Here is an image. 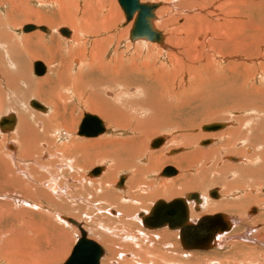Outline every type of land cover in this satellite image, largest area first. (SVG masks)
<instances>
[{
    "label": "bare ground",
    "instance_id": "bare-ground-1",
    "mask_svg": "<svg viewBox=\"0 0 264 264\" xmlns=\"http://www.w3.org/2000/svg\"><path fill=\"white\" fill-rule=\"evenodd\" d=\"M60 1L65 2V0H55V3ZM114 1L116 2V0H84L83 1L84 8L82 10L85 11L83 12L81 9L79 10L77 9L79 12L78 13L79 16L77 15V13L75 14L74 12H70V10H68L67 6L64 3L61 4L59 3L60 5L56 9V12L53 13V17L50 16L52 19H50L49 15L38 16V13L35 11L33 12L31 11L29 14H26L24 17L25 19L28 18L27 20H25L27 22H30L31 19L34 17L37 24L40 25L45 24L48 26H53V25L55 26L56 22H58V24L60 22L61 24H67L71 28V31L73 33H71V31L68 29L70 31V34L69 36H67V38L69 39L71 36V39L67 42L59 41L56 46H53V48H51L48 44L42 42L41 39L44 36L39 33L38 29L31 31V33L32 32L36 33V34L33 33L34 36L27 34L28 36H23L22 38L18 37L16 38L15 41V37H13L8 31V25H9L8 22H4L2 20L3 22L1 23V19H0V111H2L3 106L9 107L8 105H10V103H8V99L5 102H3L4 98L12 97L11 98L12 106L10 108L17 110L19 113V122L17 123V118H16V124L14 126V128L15 127L16 128L15 130L14 128L10 130L12 131V133L4 135L10 131L5 133H1L0 131V137H1L0 138V192L5 193L2 194L0 197L1 199L4 198V200H0L3 201L2 203L0 202V227L4 226L2 224L3 222L6 224L5 227L0 228V238L6 236L5 239H2L3 244L1 248L6 244L10 247L9 251L7 252L4 258H2L3 253L0 250V259L5 264H48V263L51 264L54 261H57L58 257L65 256L63 254V256L58 255L56 257L52 253L50 255L47 254L48 252L41 253V250L39 252L38 249H37V253L36 254L34 253L33 255L34 247L31 245V243H28V241L33 239V237L36 238V236H39L38 239H41L43 237L42 235L45 234L44 232L46 230L43 229V227H41L40 225L39 226L35 225L36 223L35 224L28 223V221H25L27 222L26 225L28 224L26 226L28 228L26 229L22 224V222L24 223V220H22L21 222V219L25 215H26L25 217L27 218V216H29L27 215L29 214V211H27L28 209H26V211L16 210V209H18V206L21 204L26 205V207L32 205V204L30 205L28 204L29 200L28 201L26 200L28 203L25 204V202L21 201L20 198H18L20 196H24L25 198L34 201H37L38 198H43L51 205L54 206L57 205L60 208H62V205H64V199L65 200L67 199L66 194H62L58 198L52 197L53 196L52 193L56 194L58 191V187L54 181L55 178L52 180L50 177L49 178V180L51 179L50 182H48L47 179H45L47 182L45 181L43 185H47L46 188L47 190L39 189V185H38L39 182L36 181L35 179L39 178V181L41 180L43 181L44 178L46 177L45 173L43 174L42 171L39 172V169H42L45 172V170L46 171L48 170L47 169L48 167H54L57 161L55 160L53 161L52 155L55 154L57 155V153H60L58 154V158H60L59 155H64L61 153L65 152L66 144H63L62 148H60L57 147L56 142L60 141V139L65 136L63 130H69V128H68L67 120L60 115H63L65 113V111L68 109L66 107H69L70 106L69 103H72L74 100L77 101L75 102L78 103L80 107L81 106L84 107L83 109H86V111L91 113V114L90 113H84V114L92 115L99 120L100 118L97 117L96 115L100 117L103 116V119H105L106 123L114 129L112 132L114 133L123 132L128 134L126 138H119L107 134L93 141L92 140L82 141V142L76 141L73 144L74 150L67 153L68 155H71L72 153L80 152L79 155L76 154V157H80V160L78 161L79 166H81L80 162H82L84 166L92 162H95V164L98 162L101 163L106 162V164L108 163L107 164L108 170L106 174L102 176V179L95 181L94 183H92V181L91 182L88 181L87 186H90L92 184L93 185L92 187H94V185H97L96 188L94 187V191L95 190L99 191V189H102L100 190V193L98 192L101 195L100 197L98 196L99 197L98 201L100 202L105 201V204L108 206L107 209H109V206L111 207L115 206L119 208L122 211V213H124L126 216H128V214L136 210L137 207L136 205L141 206L142 209L146 208V201H151L154 198H162V197H164V199L165 198L167 199L173 195L178 194L180 188H182L181 191H183V189L186 190L189 188H199L203 191L204 190L203 186H200L199 184L194 186L195 183H192L188 179L191 176L188 177V174L185 173V171H183V169L189 168L190 163L197 162L198 159H204L208 161L217 158L218 155H220L223 150H225L226 152L229 151V153L231 152V154L232 153L238 155L244 154L242 153L241 149H239L238 151L234 149L233 151V149L229 147L231 140L236 141L237 139L240 138L239 135H241L242 132L241 129H243L244 124L247 122V121L245 122L241 118L238 119V128L237 129L235 128V130H233L230 133L228 132L229 134L228 136H230V138L227 140L226 144L225 143L219 144L217 146H213L203 150L197 149L189 153L184 152L185 150L182 148L174 149L176 150V153L170 154L169 151L167 155L175 156L180 153L182 154L172 158L171 157L165 158L164 153L161 150L157 152L148 151L147 140L154 133L155 135H159L157 132L160 127L164 128L165 125L169 126L172 129V132H169L170 136H172L171 133H174L177 130L173 129L170 126V124L166 122V119L163 118V116L161 118L153 117L152 119H149L148 116L149 114L145 115L144 113H148L149 110L152 111L151 110L152 107L141 102L144 101L143 99L141 100L139 98L141 101H139L138 98L136 100H133L134 97L129 95V92L130 90L131 91L137 90V92L139 91L137 96L142 95L143 97V95L145 96V94H147L146 93L147 88L150 91L154 90L156 94H154L153 92L154 96H152V98L155 97V95H157L159 99L167 100L166 106L163 107V110L161 111L158 109L159 111H161L160 114L163 115V114H167V112L169 111L170 112L173 111L175 107L179 105L180 101L183 100L184 97L186 96L184 89L187 86V83L189 84L191 80L188 79L189 81H186L184 79L193 77V82L190 84L191 87L200 85L199 88H201L202 85L204 86L206 82H215V84L216 82H219L220 84H222V82H225V84L229 86L230 82L226 81L224 76L220 75L219 77H217V75H219L218 73L217 75H212L209 68L210 63H208L209 61L207 62V60L214 59L217 62H220L224 60V57L222 56L223 52H227V53L241 52L243 54H248L250 52H255L256 48H259L264 55V13L261 12L262 10H264V0H261V4L260 3L258 4L257 2L256 4L255 2H253L254 0H195L194 2H191L189 4L182 3L180 5L181 6L180 10L178 8L176 9V7L173 5L174 3L173 4L171 3L178 0H159L158 2L161 3H156L159 4V7L154 11L155 18L152 22V25L155 30L156 28L161 29V31L157 30L162 35V41L160 43H156V42L148 43L150 41L144 39H137L132 42H130L131 41L130 40L128 42V40L130 39L129 29L131 27V23L133 27V19L127 22L125 15H124L126 21L125 24L129 23L127 26H125L126 28L122 29L120 32H118L119 31L118 30L116 35L112 34L113 36L110 35L101 38V36L107 34V31L111 30L113 27L120 24L121 20H123V14L120 11L122 10L120 5L117 6L120 8L117 11V15L115 13L117 9H115L116 5L113 4ZM142 1L140 0L141 3ZM144 3H150V2H144ZM72 4L73 2L70 3V5ZM75 4L76 3L74 2V6ZM164 6H166V8H164ZM37 16L38 18H36ZM174 16H176V18L173 20ZM166 17L169 18L165 19ZM35 26H37L36 23ZM46 29L47 31L43 33L49 34L50 30L47 27ZM162 31L164 33H162ZM58 33L61 34L60 29L58 30ZM163 35L165 36V39ZM114 39L116 40V42L114 41ZM113 44H114V48H116L115 50H113L114 48L112 49ZM110 52H111V56H108ZM203 53L207 57V58L205 57V61H206L205 64L202 63L204 59L200 61L202 63V65L200 66L199 65L197 66V64L194 63L195 61L192 62V60H190L192 59L191 55L198 54V56H200L201 54L203 55ZM25 56H28L29 60L39 59L45 62L49 67L46 76L44 75L47 70L46 68L47 65L45 67L44 63H42L41 61H36V62H41L44 65L45 72L40 76H37L35 74L34 75L37 77H43V76L44 77L40 80L32 79L31 76H29L30 75L29 70H27L28 69L27 63L26 62L21 63V61H24L23 59ZM107 57H109V60H106ZM188 57L190 58L189 60L191 62H185V59L188 60ZM73 58H76V60H74V63L78 65L77 66L78 68L75 70L71 66V62H73ZM68 59H71L72 61L71 60L68 61ZM255 60H259V61L257 67L254 64L252 74L253 75L256 74L255 76H259L261 81L264 82V57H263V62L261 63L259 56L258 59ZM184 63L185 66H188L185 72L183 71ZM250 64L252 63L244 62L243 67L245 71H247L246 67H248V65ZM138 72L142 75L143 77L142 79L136 77ZM33 73H34V67H33ZM180 73H182L181 80H179L178 78L179 77L178 75H180ZM185 76L188 77L184 78ZM83 77H86L87 79L86 82L84 83L81 81ZM69 81L70 83L68 84ZM75 82L77 83V85L75 84ZM217 84L215 86H219ZM182 86L183 88L181 89ZM74 88H78V91L75 94H73L72 92L75 91L73 90ZM112 90H114L115 92L114 100L113 98L112 100L107 99L106 96L109 94L108 92ZM110 94L113 95V93ZM111 95L109 96L112 97ZM28 97H36L37 99L43 101L45 104H47V106H50L52 108V112L50 114L47 113L48 115H46L45 117L44 116L41 117L35 113L26 112L25 110H23V108L22 110H20L19 104L18 107L17 106L14 107L15 105H17L18 101L20 100L25 101V99ZM56 100L60 101L62 105L61 106L56 105L55 103ZM139 107L142 110L139 111L140 114H137L136 111H138L137 109H139ZM46 111L47 108L45 107L44 111H39V112L45 113ZM60 111H62V114H60ZM155 111L156 110H154V112ZM28 115L32 119L33 116L36 115V117H38L39 120L43 122L44 125L41 128V132L40 130H37L34 127L37 124H35L34 126L32 125V121L30 120ZM155 116H157V114ZM146 117H148L149 122L147 121ZM141 118L146 119V121L144 120L145 121L144 122L143 119ZM210 124L213 123H208L207 125ZM217 124H223L224 126L220 130H217L215 132H204L202 130V127L204 126L203 124V126L200 128V131L203 133H217L231 126V124L228 122L217 123ZM246 124H245V128H246ZM79 126L77 128V133H76L77 136H79L78 135ZM102 126L104 130L100 135H103L106 132L103 122H102ZM179 127L180 126H177V128ZM251 127H253L254 129L253 132L259 130L260 131V133L258 131V134L260 135L259 138L264 140V132L262 133L261 128L260 129L254 128L253 125ZM251 127L249 128L251 129ZM180 133H182V131ZM255 133L257 134V132ZM52 134H54V136L57 137V140L53 139ZM100 135L95 137H85V138H96L99 137ZM71 136L69 135V137ZM206 136L210 137L207 134H203V135L197 134L195 136L190 134H188V136L180 135L178 137H171L170 141L171 142L173 141L178 146L180 145L190 149L192 148V146L194 147L196 146L198 139L200 138L203 139ZM246 136L247 134L241 135V138H244ZM79 137H84V136H79ZM160 137L163 138V143H165L166 140L168 139V137L166 136L165 137L159 136L157 138ZM253 138L254 137H252V139ZM8 139L14 141L13 143H15V141L18 142L20 146L19 148L20 150L18 149L19 150L18 152H15L17 149L16 147L11 146V144L8 145L9 147L8 149L10 150L15 149L13 153L8 150L2 151L3 145ZM244 139H241V141ZM246 140L247 143L248 138ZM201 142H199V146H202L200 145ZM213 143L214 140H212L209 145ZM44 144L49 146L47 151L51 154L52 157L50 158H52L51 161L53 162L50 161V163H47V161H42L41 163L39 160H37L39 157H41L40 154H42L44 150L42 149L43 151L41 150L39 151L36 147L39 148V146H41L43 148ZM161 145L159 146V148L161 147ZM209 145L202 147H207ZM252 146L253 144L251 143V147ZM263 147L262 149L260 148L261 150H259V152H255L254 155H252L253 158H255L254 160L257 161L258 164L256 165L246 164L247 165L246 167L226 164L224 165L225 167H223V169L219 171L221 174L234 173L237 177L236 180H234L236 184H239L242 178H244V180L246 178L247 180L249 179L248 181L245 180L248 182V183L246 182L247 184L244 183L245 181L242 182L244 186L239 184L244 188L245 191L248 190L249 192H247L242 197L243 200L242 202L239 200V202L235 201V204H233L234 202H228V201H224L225 203H222L220 201H219L220 203H216V204L213 203V205L215 204L216 206L214 207L212 212L208 215L213 216L219 214L226 216V218H228V221L230 223V229L228 231L223 232L222 234L216 235L215 239L211 242L212 246L206 251L217 249L218 246L219 248H222L221 246L222 243L225 244L228 241H232V239L226 238L225 235H227V233H229L234 227H236L237 221L236 219H232L231 217L226 215L225 212L228 213L233 211H239L244 203L249 201H255L258 199V197L257 199L254 198L253 194L250 193V187L256 181H258L257 184L259 186L260 184L261 185L264 184V148ZM150 149L152 150L151 147ZM146 152L148 154V162L144 166L143 164H139L141 162L140 160H139L140 162H138L137 160L142 159L143 158L142 154L143 153L145 154ZM33 154L34 156H37V159H35V157H32L33 159H31V156ZM5 155L8 157V161L7 159L6 160L4 159ZM56 155L54 158H57ZM224 159L234 164L244 163V159L238 157L236 158L230 156V157H225ZM66 161L67 160H65V162ZM29 163L37 165L39 169L36 166L34 167V165L32 164L31 167L29 168L28 166ZM70 163L67 164L69 165ZM166 163H170L171 165L176 166L182 171V173L179 176H177L178 171L176 170L177 173L175 175H172L171 177L170 176L161 177V178H172L177 176L176 178H173V180L161 181L159 183L157 182L154 183L151 181L147 182L146 179L147 176L150 174V172L155 171L156 169H158L159 167H161L163 164ZM67 164H65V166ZM58 165L61 166L60 164ZM84 166L83 169L85 168ZM99 168H101L100 173L95 175L94 177L99 176L105 170V167H99ZM123 168L125 171L129 170L130 173L133 172L131 173L132 175L130 174L131 178H129L128 180L127 195H125L124 193L120 194L118 192H114L111 189V184L116 179L118 172H120L119 170ZM213 168H214L213 171H215V167ZM29 169H30L29 171L30 173H28ZM202 170L204 171V169ZM208 171L209 170H206L207 173ZM89 173L88 176L91 177ZM206 174H204L205 176L203 177V179L206 180V182L209 185L219 184V183L223 184L224 192L226 191L227 193L226 195L230 194L231 190L235 188L234 186H236L234 182H233L234 184L232 182H225L223 181V179L217 178L218 176L213 177L211 179H207ZM160 175L161 173H159L158 177ZM251 178L252 180H250ZM125 179H127V176H125ZM201 180H202V174H201ZM125 181L122 189H124ZM29 182H31L32 184H29ZM59 187L62 189L65 188L64 186L63 187L59 186ZM142 187L143 189L146 190L141 189ZM152 187H154L153 190ZM9 190L10 191L13 190V191L7 193ZM51 190L53 192H51ZM263 190L264 188L262 189V191ZM209 192L207 193V196L209 195ZM218 192L219 191L217 189L218 197L216 199H218L220 196ZM181 193L182 192H180L179 194ZM185 195L181 198H184ZM200 199H201V204H200L201 207L203 200L201 197ZM165 202H170V201H165ZM31 203L34 204V202ZM84 203L87 202L84 201ZM190 204H192L193 206V202H189L188 206ZM79 207L82 208L83 205ZM79 207L77 206V208ZM209 210L211 209L209 208ZM149 211L145 213L141 212L136 215V218L140 220L141 225H142V219L139 215L140 214L147 215ZM219 211H222L225 214ZM257 213L258 210L255 207H253L247 211L246 215L247 217H250L251 215L255 216ZM110 214L116 216V212L113 210H110ZM110 216H106V219L109 222L108 225L104 224L102 220H100V217L98 220V217L96 216V219L97 221L105 225V226L102 225V227H106L109 229H111L112 227L121 228V226L122 227L126 226L128 228L132 227L130 222H128L125 218L117 219ZM57 217L59 218V216ZM196 217L197 215H193V218ZM46 218L50 220V216ZM66 219L67 218L65 217L61 218L62 221L64 220L66 221ZM61 220L59 218V221ZM189 220H190V207H189ZM196 221L193 220L190 222L195 223ZM55 222L56 221H54V223ZM53 228H55V226ZM143 228L145 227L143 226ZM158 229H162V228L147 229V230H158ZM174 230L177 231L179 234L178 229H174ZM251 230H255V229H251ZM122 231H124L127 236H130L126 230H122ZM247 231L246 233L248 234ZM28 232H30V234L32 233L30 235L31 238L29 237ZM47 232L48 230L46 231V233ZM254 232L253 235H255ZM52 233L55 234L54 229ZM67 233L65 232V234ZM45 235L47 236L48 234ZM151 235H153L154 238H158V240L154 241L155 242L154 246L148 247V252L150 254H153L155 257L150 260L147 259L146 260L147 264H189L186 263V261L179 259L180 255L178 254V251H175L174 249V247L177 245L176 243L177 234L167 231L164 232L161 231V233H156ZM243 235L245 236V233ZM146 236L144 234H141V238H143V240L146 239ZM106 237L105 235H102L100 238L107 246H109L112 253H115V249H116L115 247H117L119 243L117 244L115 242H112L108 237L107 238ZM148 237L151 240V236L149 235ZM234 239L238 240L240 238H233V240ZM251 239L250 241L247 240V242H251ZM38 241L36 240V242ZM49 241L50 240H48V242ZM43 244H45V241ZM169 244H172L173 247H171ZM121 246L125 251L130 250L132 253L134 252V255L138 251V249H135L133 245H121ZM232 246L233 244L231 245L229 244V247ZM189 251L195 252L200 250H189ZM250 252H253V250ZM56 254H58V252H56ZM139 254L140 253H138V255ZM177 254L179 256H177ZM183 254L186 255V258L188 257V255L189 257L191 256L190 253L188 252L187 254L185 252L182 253L181 255ZM236 254L241 256L240 260L236 257V255H234L231 256L233 257L234 261L232 258H229L231 261L225 260V263L233 262V264H240V263L247 264L248 262H250L249 264H251L252 262V264L253 263L260 264L259 259L261 257L259 256H261V253L254 252L253 253L254 255H251L252 257L249 256V253L242 254V252H238ZM47 256L50 257V259H47ZM34 257L35 259H38L36 261L37 263H35L32 260ZM212 258L215 259L217 257L213 256ZM188 259L191 260V258ZM262 260L263 262L262 261L261 262L262 264H264V254L262 255ZM121 261L126 262L125 264H131V261L128 260H121ZM141 261L142 260H140L139 262Z\"/></svg>",
    "mask_w": 264,
    "mask_h": 264
},
{
    "label": "rangeland",
    "instance_id": "rangeland-1",
    "mask_svg": "<svg viewBox=\"0 0 264 264\" xmlns=\"http://www.w3.org/2000/svg\"><path fill=\"white\" fill-rule=\"evenodd\" d=\"M83 1L84 0H78V1H76V0H65V2H61L60 1V2H56L55 3V0H0V19H1V23L3 21L4 22H8V24H9L8 25V31L13 37H15V41H16V38H18V37L22 38L23 36H28L27 34L34 36L33 35L34 32H32V33L31 32H29V33L22 32L23 26H25L27 24L35 25V23H36L37 27L45 25V24H43V25L37 24V22L35 21L34 17L31 19L30 22L25 21L28 18L25 19L24 16L26 14H29L31 11L32 12L33 11L37 12L38 16L39 15H42V16L43 15H46V16L49 15V17L50 16L53 17V13L56 12V9L58 8V6L61 3H64L67 6L68 10H70V12H74L75 14L77 13V15L79 16L78 10L79 9L82 10L84 8ZM158 1L159 0H143L142 3H144V2L161 3V2H158ZM194 1L195 0H178V1H175V2H171V1L170 2L172 4L174 3L173 5L176 7V9L178 8L180 10L181 9L180 5L182 3L183 4H189V3L194 2ZM71 2H73V4H72L73 6L70 5ZM74 2L76 3L75 6H74ZM253 2H255V3L257 2L258 4L259 3L261 4V0H258V1L254 0ZM113 4L116 5L115 9H117V10L115 11V13L117 15V11H118V9H120L119 7H117V6H119L117 0H116V2L114 1ZM164 8H166V6H164ZM120 11L123 14V20H121L120 24H118L117 26L113 27L111 30L107 31V34L106 35L104 34L103 36H101V38H104V37L110 36V35L111 36L116 35L118 30H119L118 32H120L122 29L126 28L125 26H127L129 24V23L125 24L126 21H125V18H124V13H123L122 10H120ZM261 12L264 13V10H262ZM38 16L36 18H38ZM168 18L169 17H166L165 19H168ZM175 18H176V16L173 17V20ZM50 19H52V18L50 17ZM56 24H55V26L54 25L53 26L45 25L50 30L49 34H45V33L41 32V31H39V33L44 36L41 39L42 42L48 44L51 48H53V46H56L59 41H66L67 42V41H69L71 39V36H70V39H69V38H67V37H65V36H63V35L58 33V30L61 29V28H67L70 31H71V28L67 24H61L60 22H59V24H58V22H56ZM131 28H132V23H131V27L129 29V32H130ZM156 30L161 31V29H159V28H156ZM71 33H73V32L71 31ZM162 33H164V32L162 31ZM34 34H36V33H34ZM128 37H129V35H128ZM115 39H114V41L116 42ZM164 39H165V36H164ZM126 40H128V39H126ZM129 41H130V39L128 40V42ZM130 42H132V41H130ZM148 43H152V42H148ZM113 48H114V44L112 46V49ZM115 49L116 48H114L113 50H115ZM258 49L259 48H256L255 52H250L248 54H243L241 52H238V53L223 52L222 56L224 57V60L220 61V62H217L214 59L207 60V62L209 61L208 63L211 64V66L209 64V68H210V71H211L212 75H217V73H218L219 75H217V77H219L220 75L224 76L226 81L230 82V85L227 86V84H225V82L220 81V82H222V84H220L219 82H216V84L218 83L217 85H219V86H215L216 85L215 82H206L204 84V86L202 85L201 88H199L200 85L199 86L196 85V86L191 87L190 84L193 82V77L184 79L186 81L191 80L189 82V84L187 83V86L184 89L186 96L184 97L183 100L180 101L179 105L176 106L173 111H171L172 113L169 111V112H167V114H163V115L160 114V112L163 110V107L166 106V103H167L166 101L167 100L166 99H163V100L159 99V97L157 95H155V97H153L154 98L153 99L152 96H154V94H156V92L154 90L150 91L147 88L148 91L146 90V93L148 95L145 94V96L143 95V97H142V95L141 96H137L139 91L137 92V90H134V91L130 90L129 95L134 97L133 100H136L138 98V100L141 101L143 99L144 101H141V102H143L144 104H147V105L152 107L151 108L152 111L149 110L148 113H144L145 115L149 114L148 115L149 119H152L153 117L154 118L155 117L156 118L157 117L161 118L163 116V118L166 119V122L169 123L170 126L173 129L177 130L174 133H171L172 136H170L169 132H172V129L169 126L165 125V127H164L165 129L161 128V127L159 128V130L157 132L159 135H155V133H154L147 140V150L150 151V152H157V151L161 150V151H163L165 158H170V157L172 158V157H176L177 155L182 154V153H180V154H177L175 156L167 155V153L169 151L174 150V149H181L182 148V149L185 150L184 152L189 153V152H191L193 150H197V149L203 150V149H206V148L217 146L219 144H224V143L226 144L227 140L230 138V136H228L229 135L228 132L230 133L233 130H235V128L236 129L238 128V119L239 118H241L245 122L247 121L246 122L247 124L245 123L246 124V128H245V124H244L243 129H241L242 130L241 135H246L247 134V136L244 137L245 138L244 139V138H241V135H239L240 138L237 139L236 141L231 140L230 144L232 146L229 144V147L231 149H233V151H234V149L237 150V151L239 149H241L242 153H244V154H239V155L238 154H234V153L231 154V152L229 153V151L226 152L225 150H223L222 153L220 155H218L217 158H214L215 160L214 159L208 160L209 163H208L207 160L198 159V157H197V159H198L197 162L190 163L189 168L183 169V171H185V173L188 174V177L191 176V177L188 178L189 181H191L192 183H195L194 186L197 185V184H199L200 186H203V189H204L203 191L201 189H199V188H189V189H186V190L183 189V191H181L182 188H180L179 189V193L182 192L181 194L178 193V194L173 195V196H171V197H169L167 199L166 198L164 199V197H162V198H154L151 201H146V208L142 209L141 206L136 205L137 206L136 210H134L132 213L128 214V216H126L124 213H122V211L119 208L115 207V206H112V207L109 206V209H107L108 206L105 204V201H101L102 203L100 201H98L99 197L101 196L99 193H100V190H102V189H99V191L98 190L94 191V187L96 188L97 185H94V187H92L93 186L92 184L90 186H87V182L88 181L89 182L92 181V183H94L95 181H98V180L102 179V176L105 175L107 170H108V167H107L108 163L106 164V162H102V163L98 162V163L95 164V162H92L93 164L90 163V164H87V165L84 166V164L82 162H80L81 166H79L78 165L79 164L78 161L80 160V157H76V154L79 155L80 152L72 153L73 155L75 154L74 157H73L72 154L71 155L67 154V153H69V152L74 150L73 144L76 141H78V142L90 141V140L93 141V140L101 138V136H104V135H107V134L108 135L110 134L112 136L119 137V138H126V136L128 134L123 133V132H117V133L112 132L114 129L106 123L105 119H103V116L100 117V116L95 114L103 122V124L105 126V129H106V132L103 135H100L99 137H96V138H85V137L77 136V134H76L77 133V128H78L79 124L81 123V120L83 118V114L84 113H90V112L86 111V109H83L84 107H82V106L80 107L79 104L76 103L77 102L76 100H74L72 102L73 104L69 103L70 106L66 107L68 109L65 111V113L63 115H60V116H62L63 118H65L67 120L69 130H63L62 129L64 134H65V136H66V134H67V136L66 137L64 136L63 138L60 139V141L56 142L57 147H60V148H62L63 144H66L65 152L61 153V154H64V155H59V157L61 159L58 158V154H60V153H57V155L55 154L57 158H54L55 155H52L53 156L52 157L51 154L47 151L49 146L44 144L43 148L41 146H39V148L36 147L39 151L40 150L41 151L44 150V152L42 154H40L41 157H39L37 159V156H34V154H33L31 156V159H33L32 157H35V159L39 160L41 163H42V161H47V163H50V161L53 158V161L54 160L57 161L56 162L57 164L55 163L54 167H48L47 168L48 170L47 171L45 170V172H44V170L39 169L37 167V165H34L32 163L28 164L29 168L31 167V164H32V165H34V167L36 166L39 169V172L42 171V173L43 174L45 173V175H46V177L43 180L44 182L42 180L39 181V178L35 179L36 181L39 182V183L37 182L38 185H39V189H44L45 190L47 188V185H43V183H45V181H46L45 179H47V181L50 182L51 179L53 180L55 178L54 181H55V183H56V185L58 187V191H57L56 194L52 193L53 194L52 197L53 198H58L60 195L66 194L67 195V199L65 200L63 198L64 199V205H62V208H60L57 205L56 206L51 205L49 202L45 201V199H43V198H38L37 201H34V200H30L28 198H25L24 196L18 197V198H20L21 201L25 202V204L28 203V202H29L28 203L29 205L32 204L31 206H28V207H26V205L21 204V205L18 206V209H16V210H24V211H26V209H28L27 211H29V214H27L29 216H27V218H26L25 217L26 215H25V212H24L25 216L21 219V222H22V220H24V223L22 222L23 226L27 229L28 227H26V226L28 224L26 225L27 222H25V221H28V223H32V224L36 223L35 225H38V226L40 225L46 231L48 230L47 233H46V231L44 233L48 234L49 236L48 235L46 236L45 234H43L42 235L43 237L41 239H38L39 236L35 235L36 238L33 237V239L28 241V243H31V245L34 247L33 255H34V253L35 254L37 253V249H38L39 252L41 250V253L48 252L47 254H49V255L52 253L56 257L58 255H62L63 256V254H64L65 256L58 257V260H57L58 262L54 261L51 264H63L65 262V260L70 255L71 250H72L76 240L79 237V231H78L77 228L69 225V223L67 224L65 220L64 221L61 220L62 217H65V218H71V219L77 221L78 223H81L82 227L84 228V230L88 234V238H90L91 240H93L96 243H98L104 249L105 253H104V256L101 258L100 264H107V263L108 264H110V263L111 264H125L126 263V262L121 261V260L131 261V264H145V263L147 264V262H146L147 259L150 260V259L155 257L153 254H150L148 252V247L149 246H151V247L154 246L155 245L154 241L158 240V238H154V236L151 235V234L161 233V231L162 232L167 231V232H171V233L177 234V238H176L177 245L174 247V249H175V251H178V254L180 256L178 254H177V256H179V259L184 260V261H186V263H189V264H195V263L196 264H198V263L199 264L200 263H202V264H233V262L232 263H225V260L231 261L229 258L233 259V257H231V256H234V255H236V257L240 260L241 256L236 254L238 252H242V254L243 253L244 254H248L249 253V256L254 255L253 254L254 252L261 253V256H259V257H261L259 259L260 260L259 263L262 264V262H263L262 255L264 254V193H263L262 189L264 188V184H262V185L260 184V186H259L257 184L258 181L253 183V185L250 187V193L253 194L254 198L257 199V197H258L257 200L249 201V202L244 203L242 205V208H240L239 211H233V212H228V213L225 212L226 215H228L232 219H236L237 225L229 233H227V235H225L226 238H230V239H232V241H228L225 244L222 243V245H221L222 248H219V246H218V248L214 249V250H209V251L200 250V251H195V252L194 251L185 250V249H183L181 247V244H180V241H179V238H178L179 234H178L177 231L170 230V229H168L166 227L162 228V229H158V230H147V229L143 228V226L141 225L140 220H138L136 218V215L138 213L148 212L151 209L152 205L155 202H157L158 200L171 201V200H173L175 198L183 197L185 194L187 195L189 193H198V194H200V197L203 200V203H202V205H201V207L199 208L198 211H193L194 209L192 208L193 207L192 204L189 205L190 211H191V213H190V218H191L190 221H193V220L196 221L199 218H201L202 216L210 214L212 212V210L214 209V207L216 206L215 205L216 203H220V202L225 203L224 201H228V202H234L233 204H235V201H238V202H239V200L241 202L243 201L242 197L247 192H249L248 190L245 191L244 188L242 187V186H244V184L242 182L247 180V178L245 180H244V178L241 179V182L239 183V184L242 185L241 186L239 184H236V182L234 181L237 178L234 173L233 174L232 173H230V174L229 173H222L221 174L219 171L222 170L223 167H225L224 165H226V164H232V165H237V166H242V167H246L247 165H251V164L252 165L258 164L257 161L254 160L255 158H253L252 155H254L255 152H259V150H261L262 147L264 146V140L259 138V136H260L258 134L259 130L255 131V132H257V134H256L255 132H253L254 131L253 127H251L253 125L254 128H259V129L261 128L262 133L264 132V82L261 81L259 76H255L256 74H254V75L252 74L253 68H254L253 67L254 64L257 67L258 61H259V60H255V59H258V56H259L260 63L263 62L264 55H263L262 51H260V49L259 50ZM201 55L200 56H198V54L197 55H191L192 59H190L188 57V60L185 59V62H191L190 60H192V62L195 61L194 63H196L197 66L198 65L199 66L202 65V63L205 64L206 63V61H205L206 55L204 53H203L202 56ZM108 56H111V52L108 54ZM201 57H203V58H201ZM197 58L200 59V60H198ZM23 60L24 61H21V63H25V62L27 63V65H28V69L27 70H29V74H30L29 76H31L32 79L40 80L44 76H46V74L48 73L49 67L42 60H39V59H31V60H29L28 56H25ZM69 60H71V59H68V61ZM74 60H76V58H73V62H71V66L75 70V69L78 68L77 67L78 65H76L74 63ZM106 60H109V57H107ZM36 61H41L42 63H44L45 67L47 65V67H46L47 70H46V73H45V75L43 77H37L33 73V63L36 62ZM200 61H202V63ZM4 62H5V60H4ZM244 62L245 63L246 62L252 63V64L248 65V67H246L247 71H245V69L243 67ZM194 66H196V65H194ZM212 67L214 68V70H213ZM183 68H184L183 71L185 72L187 70L186 68H188V66H185V63H184V67ZM184 72H182V73H184ZM182 73H180V75H178L179 76L178 77L179 80H181V78H182ZM136 77L139 78V79L143 78L142 75L139 72H138ZM186 77H188V76H185L184 78H186ZM86 80H87L86 77H83L81 79V81L83 83L86 82ZM144 80H145V77H144ZM69 83H70V81L68 82V84ZM75 84L77 85L76 82H75ZM174 88H176V87H174ZM182 88H183V86L181 87V89ZM73 90H75V91H72L73 94H75L78 91V88H74ZM115 90H117V89H115ZM134 92H136V93H134ZM150 92H151V94H150ZM153 92H154V94H153ZM108 93L109 94L106 96V98L107 99H111V100L113 98V100H114V96H115L114 90L109 91ZM110 93H113V95H111ZM109 95H111L112 97H110ZM11 98L12 97H7V98L5 97L4 98L3 102H5L8 99V103H10V105H8L9 107H7V106H3L2 107V111H0V118L5 116V115H7V114H9V113H13V114L16 115L17 123H18L19 122V113H18L17 110L10 108L12 106V102H11L12 99ZM31 100H36L39 103H41L42 105H44L47 108V111L45 113H42V112H39V111L33 109L28 104ZM25 101H27V102H25ZM25 101H23V100L18 101L17 105H15L14 107H16V106L18 107L20 105L19 106L20 110H22V108H23V110H25L26 112L35 113V114H37V115H39L41 117H43V116L45 117L46 115H48V114H50L52 112V108L50 106H47V104H45L43 101L37 99L36 97H28V98L25 99ZM19 102L22 104V106H21V104ZM55 103L58 106L62 105V103L60 101H57V100L55 101ZM153 108L157 112L156 111L154 112ZM139 109H137L138 111H136L137 114H140L139 111L142 110L140 107H139ZM158 109L161 110V111H159ZM155 113L157 114V116H155L156 115ZM60 114H62V111H60ZM145 115H144V117H145ZM164 116H166V117H164ZM28 117L30 118L29 115H28ZM35 117H36V115L33 116V119L30 118V120L32 121V125L33 126L35 124H37L34 127L37 130H40V132H41V128L43 127L44 124H43L42 121L39 120L38 117H36V118ZM141 119H143V121L144 120L146 121V119H147V121H148V117H146V119H144V118H141ZM225 122L230 123L231 126L226 128L223 131H220V132H217V133H203V132L200 131V128L203 126V124L207 125L208 123H225ZM146 124H147V122H146ZM177 126H180V127L177 128ZM166 127H167V129H166ZM247 127H248V129H247ZM249 127H251L252 130ZM15 128H14V130H15ZM168 128H170V129H168ZM181 131H182V133H180ZM9 133H12V131H10V132H8V133H6L4 135H7ZM259 133H260V131H259ZM188 134L193 135V136H195L197 134H202V135L203 134H207L210 137L206 136L203 139L202 138L198 139V142L196 143V146L195 147L192 146V148H190V149H188V148H186L184 146H180V145L178 146L173 141L172 142L170 141L171 137H178L180 135H187L188 136ZM222 134H223V136H222ZM69 135L70 136L72 135V136L69 137ZM253 135H255V136H253ZM159 136H162V137L166 136V137H168V139L166 138L167 139L166 142L162 143L160 148L158 147L156 149H152L151 150L150 149V143L152 142L153 139H155V138H157ZM52 137H53L54 140H57V137L54 136V134H52ZM252 137H254V138L252 139ZM209 138L214 140L213 144H211V145H209L207 147L199 146V142L204 141L205 139L206 140H211ZM247 138H248V142H247L248 144L246 143V141H247L246 139ZM241 139H244L245 141L244 140L241 141ZM259 139H260L261 142L259 141ZM249 140H251V141H249ZM262 140H263V142H262ZM13 142L14 141H11V140L8 139L4 143L2 151H7L8 150V151L13 153L15 151V149L14 150L8 149L9 148L8 145L11 144V146L16 147L17 150L15 152H18L20 150L19 149L20 146H19L18 142H16V141H15V143H13ZM257 142H260V143H257ZM251 143L253 144L252 147H251ZM259 145H261V146H259ZM36 148H35V150H36ZM147 152L145 154L144 153L142 154V156H143L142 159H138L137 160L138 162L141 161L139 164H143L144 166L147 164V162H148V154H147ZM230 156H233V157H236V158L237 157L238 158H242V159H244V163H242V164H234V163L228 162V161H226L224 159L225 157H230ZM50 157H52V158H50ZM4 159L5 160L7 159V161H8V157L6 155L4 156ZM56 159H58V160H56ZM65 160H67V161L65 162ZM53 161H51V162H53ZM64 163L65 164L70 163L69 165L68 164L66 165L68 168L65 166ZM58 164H60L61 166H59ZM83 166L85 167L84 168L85 170L83 169ZM168 166H172L178 171V175L177 176H179L182 173V171L179 168H177L176 166H173L170 163H166V164H163L158 169H156L155 171L150 172V174L147 176V179H146L147 182L151 181V182H154V183L155 182L159 183L161 181L173 180V178H176L177 176L172 177V178H161L162 175H160L158 177L159 173H161L162 170L165 167H168ZM96 167H105V170L99 176H96V177L91 176V177H89L88 173L91 172L92 169H94ZM213 167H215V171L216 172L213 171L214 170ZM202 169H204V171ZM49 170H51V171H49ZM121 170H119L120 172H118V174L116 176V179L111 184V189L114 192H118L120 194L124 193L125 195H127V193H128V180H129V178H131L130 176L132 175L131 173H133V172L130 173L129 170L125 171L124 168L121 169ZM206 170H209L208 171L209 174L206 172ZM29 171H30V169L28 170V173H30ZM186 171H188V172H186ZM51 173H53V174H51ZM201 174H202V180H201ZM204 174H206V178L207 179H211L213 177H217L218 176L217 178L223 179V181H225V182H232V183L234 182L236 184V186H234L235 188H233L231 190L230 194L226 195L227 193H226V191L224 192L223 184L219 183V184H211V185H209L206 182V180L203 179V177L205 176ZM121 176H127V179H125L126 181H125L124 189H122L123 187H121V188H116L115 187L116 184L118 183L119 179H120L119 177H121ZM21 177H23V176H21ZM50 177H51V179L49 180ZM252 178H254V177H252ZM252 178L250 180H252ZM56 181H59V182H56ZM79 181H81V182H79ZM247 181H245L244 183L247 184L248 183ZM29 184H32V183L29 182ZM66 185H67V187H66ZM59 186H61V187L64 186L65 188L62 189ZM240 187H242L244 191ZM88 188H90V189H88ZM141 189H143V187ZM153 189H154V187H152V190ZM213 189H218V191H219L218 193L220 194L218 199L212 198L209 195L207 196V193L209 191L213 190ZM143 190H146V189H143ZM143 190H141V191H143ZM12 191L13 190H11V191L9 190L7 193L12 192ZM51 192H53V191L51 190ZM96 193H98V194H96ZM2 194H5V193H1L0 192V197H1ZM18 194H20V193H18ZM101 194H102V191H101ZM23 197H24V199H23ZM6 199H8V198H6ZM75 199H76V201H75ZM0 200H4V198H2V199L0 198ZM26 200L27 201L29 200V201L27 202ZM84 201L87 202V203H84ZM93 201H95V202H93ZM0 202L2 203L3 201H0ZM31 202H34V204L31 203ZM103 202H104V204H103ZM209 203H210V205H209ZM213 203H215V204L213 205ZM230 204H232V203H230ZM82 205H83L82 208L79 207V206H82ZM77 206L80 209L77 208ZM208 206H209V208L211 210H209ZM30 207H32L34 209H32ZM253 207H255L258 210V213L255 216L251 215L250 217H247V215H246L247 211L249 209L253 208ZM51 210L54 211V212H52ZM110 210L115 211L116 212V216L110 214ZM90 212H93V213H90ZM219 212L224 213L222 211H219ZM40 214H42V215H40ZM43 215H45V216H43ZM193 215H197V217L193 218ZM48 216H50V220L46 218ZM57 216H59L61 221H59V218ZM96 216L98 217V220H99V217H100V220H102V222L104 224H106V225L109 224L108 220L106 219V216L114 217V218H117V219L125 218L132 225V227H131L132 229L130 227L128 228L126 226H123V227L128 228V229H125L122 226H121V228H113L112 227L111 229L106 228V227H102V225L103 226H105V225L103 223L97 221ZM54 221H56V222L54 223ZM2 224L4 225L2 227H5L6 224L4 222ZM48 224L50 225V227H49ZM100 224H101V226H100ZM52 226L53 227L55 226V228H53ZM2 227H0V228H2ZM52 228L54 229L55 234L52 233L53 232ZM251 229H255V230H251ZM256 229H257V232H256ZM122 230H126L129 233L130 236H127L125 234V232L122 231ZM246 231L248 232V234L246 233ZM249 231H250V233H249ZM65 232L66 233L68 232V233L65 234ZM253 232H254L255 235H253ZM244 233H245V236L243 235ZM31 234H30V232H28L29 237H30ZM141 234H144L145 236L147 235L146 239L143 240V238H141ZM246 234L249 235L250 237L247 236ZM102 235H105V237L107 236L112 242H115L117 244L119 243V245H117V247H115L116 248L115 249V253H112V251L109 248V246H107L102 241V239L100 238ZM149 235L151 236V240L148 237ZM252 236H254V237H252ZM5 238H6V236H3L2 238H0L1 239V241H0V250L3 253L2 254V258H4L6 256L7 252L10 249V247L7 244L4 245L1 248V246L3 244L2 243V239H5ZM233 238H240V239H238L239 240L238 241L236 239L233 240ZM244 238H246V239H244ZM250 239H251V242H247V240L250 241ZM36 240L37 241L40 240V241L36 242ZM48 240H50V241L48 242ZM51 240H53V241H51ZM44 241H45V244H43ZM229 244L230 245L233 244V246L229 247ZM121 245H133L135 249H138V251L134 255V252L132 253L130 250L125 251L122 248ZM169 245L171 247H173L172 244H169ZM34 250H35V252H34ZM252 250H253V252H250ZM56 252H58V254H56ZM185 252H186V254H187V252L190 253L191 256L189 257V255H188V257L186 258V255H184V254L181 255L182 253H185ZM232 252L235 253V254H233ZM138 253H140V254L138 255ZM201 256H203V257H201ZM213 256L217 257V258L213 259L212 258ZM188 258H191L192 261L189 260ZM47 259H50V257L47 256ZM202 259H204L205 261L202 260ZM32 260L35 263H37L36 261L38 259H35V257H34ZM140 260H142V261L139 262ZM233 261H234V259H233ZM249 263L250 262H248L247 264H249ZM0 264H5V263L2 262L1 259H0ZM240 264H242V263H240ZM251 264H252V262H251Z\"/></svg>",
    "mask_w": 264,
    "mask_h": 264
},
{
    "label": "water",
    "instance_id": "water-1",
    "mask_svg": "<svg viewBox=\"0 0 264 264\" xmlns=\"http://www.w3.org/2000/svg\"><path fill=\"white\" fill-rule=\"evenodd\" d=\"M121 9L124 12L126 21L133 19V27L130 31V40L144 39L150 42L160 43L162 35L153 28L152 22L155 18L154 11L159 7L156 3H141L140 0H117ZM38 29L41 32H46L44 26H35L27 24L23 26V32L28 33ZM60 33L65 37L69 36L70 31L66 28L60 29ZM34 74L37 76L45 72V67L41 62H35ZM30 106L39 111H44L45 107L35 100L30 101ZM16 124V116L9 113L0 118L1 133L8 132L14 128ZM223 124L213 123L204 125V132H215L223 128ZM78 135L84 137H95L103 132L102 122L96 117L84 114L79 129ZM163 143V138L153 139L150 147L158 148ZM210 140H205L200 143L202 146L209 145ZM170 154L176 153V150H171ZM233 159V158H232ZM101 168H94L89 175L95 176L99 174ZM177 173L174 167H165L161 175L172 176ZM125 176H121L116 187L121 188L124 185ZM264 191V190H263ZM209 196L217 198V189L209 192ZM193 202L194 211H198L201 204L200 195L198 193H189L184 198H177L170 202L158 200L154 203L147 215L140 214L142 225L147 229H157L168 227L171 230L178 229L181 246L185 250H208L215 239L216 235L222 234L230 229L228 218L224 215H205L198 219L195 223L189 220L188 203ZM67 223L75 226L79 231V237L76 240L70 255L63 264H100V259L104 255L103 248L95 241L87 237V232L82 227L81 223L67 218Z\"/></svg>",
    "mask_w": 264,
    "mask_h": 264
},
{
    "label": "flooded vegetation",
    "instance_id": "flooded-vegetation-1",
    "mask_svg": "<svg viewBox=\"0 0 264 264\" xmlns=\"http://www.w3.org/2000/svg\"><path fill=\"white\" fill-rule=\"evenodd\" d=\"M181 198V197H180ZM190 213H191V211H190ZM191 219V218H190Z\"/></svg>",
    "mask_w": 264,
    "mask_h": 264
}]
</instances>
